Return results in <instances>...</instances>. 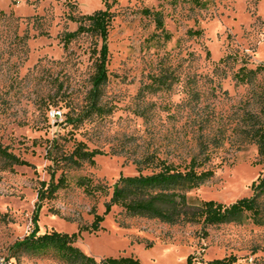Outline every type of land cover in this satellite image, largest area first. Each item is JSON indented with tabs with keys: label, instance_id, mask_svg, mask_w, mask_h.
Listing matches in <instances>:
<instances>
[{
	"label": "rangeland",
	"instance_id": "obj_1",
	"mask_svg": "<svg viewBox=\"0 0 264 264\" xmlns=\"http://www.w3.org/2000/svg\"><path fill=\"white\" fill-rule=\"evenodd\" d=\"M103 116H86L102 41L64 37L106 9L103 0H0V145L29 167L0 160V264H64L53 252H13L34 230L77 236L96 259L134 257L140 264H264V227L168 226L105 214L113 186L138 175L143 153L187 164L209 147L214 178L189 193L191 203L229 206L252 197L264 170L253 134L264 123V0H112ZM149 14H146V13ZM159 15L162 28L156 22ZM249 77H246V75ZM161 79L166 86L158 83ZM51 111L60 112L56 119ZM74 122V125H70ZM102 155L78 170L52 159L76 143ZM64 175L68 187L36 210L41 184ZM144 175L150 171H144ZM80 178L107 188L92 197ZM104 216L101 230L89 229Z\"/></svg>",
	"mask_w": 264,
	"mask_h": 264
},
{
	"label": "trees",
	"instance_id": "obj_2",
	"mask_svg": "<svg viewBox=\"0 0 264 264\" xmlns=\"http://www.w3.org/2000/svg\"><path fill=\"white\" fill-rule=\"evenodd\" d=\"M110 1L112 0H103L106 7L103 11L95 12L88 17L70 18L71 22L79 24V28L73 34H67L64 37L66 44L71 43L77 35L88 33L102 41L99 58L95 65L96 73L91 79L92 89L87 98L86 116L88 117L90 115L103 116L107 113L101 97L102 88L108 79L106 68L109 58L107 36L112 21ZM0 15L4 16V13L0 12ZM156 16V22L162 28L160 17L159 15ZM260 71H264V67L257 70V72ZM249 75H246V77H249ZM158 83L166 86L161 79L158 80ZM70 125H74V122ZM260 127L259 130L254 132L252 136L254 140L252 141L258 148V157L262 163L264 161V123ZM198 145L197 155L191 157L190 162L187 164L176 165L167 159L159 158L156 152L143 153L134 162L138 175L123 177L113 186L110 200L105 205L104 216L111 213L113 207H117L131 218L156 220L170 227L200 225L207 228L221 225H242L248 219L255 226L264 227V170L257 182L252 185L253 195L248 199L238 200L229 206L212 201L190 202L189 193L208 183L215 176L207 168L211 163L209 147L218 148L221 146L219 142L200 143ZM100 155L102 154L98 151L90 152L83 143L79 142L75 144L72 153L64 155L60 160L52 159L51 161L56 167L65 166L76 171L85 165H95V158ZM0 160L11 167L30 166L15 154H11L2 145H0ZM144 171H150V174L144 175ZM77 185L90 197L97 194L108 195L106 187L94 184L91 179L80 178ZM67 187L68 180L64 175H61L55 181L54 174H52L51 182L41 184V188L38 190L36 208L38 213L41 212L42 204L46 200H53L59 191ZM104 216L96 215L92 226L89 229H80L79 233L99 232ZM37 219L31 235L22 241L16 242L12 249L13 252H26L31 255L53 252L64 264H140L134 257H110L99 260L87 256L79 248H76L77 236L75 235H61L55 232L39 235ZM188 264H193L192 257L189 258ZM212 264H237V259L235 257L225 258Z\"/></svg>",
	"mask_w": 264,
	"mask_h": 264
},
{
	"label": "built area",
	"instance_id": "obj_3",
	"mask_svg": "<svg viewBox=\"0 0 264 264\" xmlns=\"http://www.w3.org/2000/svg\"><path fill=\"white\" fill-rule=\"evenodd\" d=\"M60 115H61L60 112L58 113L56 111H51L50 114H49V117L52 118V119H56Z\"/></svg>",
	"mask_w": 264,
	"mask_h": 264
}]
</instances>
